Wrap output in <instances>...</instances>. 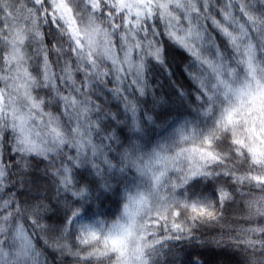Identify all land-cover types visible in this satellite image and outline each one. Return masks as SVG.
Returning <instances> with one entry per match:
<instances>
[{
	"label": "clouds",
	"instance_id": "1",
	"mask_svg": "<svg viewBox=\"0 0 264 264\" xmlns=\"http://www.w3.org/2000/svg\"><path fill=\"white\" fill-rule=\"evenodd\" d=\"M0 264H264V0H0Z\"/></svg>",
	"mask_w": 264,
	"mask_h": 264
}]
</instances>
